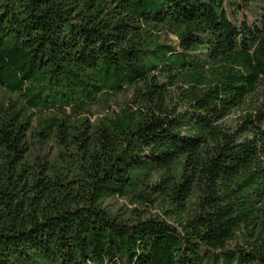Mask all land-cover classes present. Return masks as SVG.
I'll return each mask as SVG.
<instances>
[{
    "label": "trees",
    "instance_id": "obj_1",
    "mask_svg": "<svg viewBox=\"0 0 264 264\" xmlns=\"http://www.w3.org/2000/svg\"><path fill=\"white\" fill-rule=\"evenodd\" d=\"M263 98L264 0H0V264H264Z\"/></svg>",
    "mask_w": 264,
    "mask_h": 264
},
{
    "label": "rangeland",
    "instance_id": "obj_2",
    "mask_svg": "<svg viewBox=\"0 0 264 264\" xmlns=\"http://www.w3.org/2000/svg\"><path fill=\"white\" fill-rule=\"evenodd\" d=\"M170 38L175 40V38L170 35ZM117 101L125 102L127 101V97L124 94L118 95L115 97ZM264 99V98H263ZM181 101H182V92L177 88V86L172 87L169 93V102L172 105H176V107H181ZM239 112H236L235 114L231 115L229 119L226 121H231V119H234L238 116ZM158 174V173H157ZM156 173H152L149 175L145 182L150 186L152 185V181H154L155 178H157ZM146 192H150V189L146 187ZM104 204L107 206L109 211H112L113 213L117 212L119 215H122L123 217H129L131 219H146L149 217H155L159 216L162 218H165L166 215L164 213V210L167 209L165 204H162L159 199H156L152 203L149 202H141L136 201V199L129 198V197H121L118 195H115L112 198H107L104 201ZM167 220L170 222H174L173 218H168ZM35 264H52L50 260L47 259H40Z\"/></svg>",
    "mask_w": 264,
    "mask_h": 264
}]
</instances>
